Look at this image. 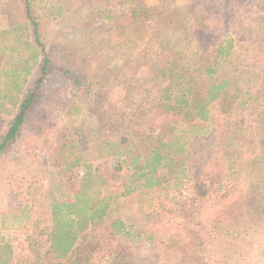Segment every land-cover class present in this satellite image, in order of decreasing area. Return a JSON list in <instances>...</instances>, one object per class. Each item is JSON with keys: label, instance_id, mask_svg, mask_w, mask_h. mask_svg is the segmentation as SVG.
I'll return each instance as SVG.
<instances>
[{"label": "rangeland", "instance_id": "rangeland-1", "mask_svg": "<svg viewBox=\"0 0 264 264\" xmlns=\"http://www.w3.org/2000/svg\"><path fill=\"white\" fill-rule=\"evenodd\" d=\"M28 1L41 45L22 1L0 0V141L17 87L29 86L47 60L26 122L0 152V246H10L11 264L29 263L32 242L44 253L50 207L73 199L83 165L91 166L89 193L103 200L104 226L119 219L128 232L127 264H264V0ZM132 9L131 32L123 33V14ZM227 40L230 54L215 75L227 82L230 108L219 113L212 102L209 120L186 128L182 140L194 135L190 165L216 144L228 194L192 203L172 177L141 188L118 159L149 149L141 135L174 141L182 132L178 117L157 122L130 110L152 99L139 93L147 60L167 47L192 65V53H200L203 64ZM145 121L152 128L139 126Z\"/></svg>", "mask_w": 264, "mask_h": 264}, {"label": "trees", "instance_id": "trees-1", "mask_svg": "<svg viewBox=\"0 0 264 264\" xmlns=\"http://www.w3.org/2000/svg\"><path fill=\"white\" fill-rule=\"evenodd\" d=\"M21 1L24 18L33 27L34 41L41 45L36 31L37 22L29 9V1ZM143 8L144 16H147L149 9ZM134 16L133 9L123 14V19L127 22L124 28L121 27L123 33L131 32L132 25L129 19ZM231 43V40H227L225 45H214L215 53L206 58L203 64L200 63L203 56L200 53H192L196 59V65H192L190 59H186L183 53H167L172 50L167 47H164L166 51L163 53H155L154 60H147L152 65H149L147 76L143 77L142 84L146 89L139 93L145 97L150 95L152 99L147 106L136 104L130 110L153 113L157 122H162L168 117H178L182 132L174 141L168 137L152 139L150 133L141 135L139 139L142 140L141 144L149 142V149L147 151L143 150L144 147L136 151L129 149L124 152L123 160L118 159L121 166L127 165L128 170H133L134 180L141 188L161 187L172 177L175 184H184L192 203L199 200L216 202L223 196L221 192L226 191L228 194V186L221 182L224 173L219 167L220 160L214 155L216 144L203 153L201 162L190 165L197 158L191 152V143L195 141L191 138L194 135L190 137L188 134V138L183 141L185 134L184 136L182 134L187 131L186 128H191L193 123H204L209 120L212 102L217 101L219 113H226L229 110L230 107L224 104L228 97L224 90L227 82L220 80L215 74L220 59L230 54L228 50ZM140 56L137 55V60ZM45 62L46 58L38 76L24 90L13 117L7 122V128L0 141V152L16 137L20 127L26 122L46 76ZM151 90L155 92L152 93ZM151 125L150 121L139 124L140 127L144 126L145 130L152 128ZM197 133L199 135L202 132ZM121 141L126 139L122 137ZM90 167L83 165L84 175L79 181L80 188L72 200L56 201L51 205L50 223L45 237H41L43 240L41 244L46 246V249L42 253L35 247L36 242H32L30 250L32 249L33 254L28 258V264H127L128 243L124 238L128 236V232L122 231L123 223L119 219H113L107 227L104 226L103 200L98 199V195L97 198L92 196L88 190L92 178ZM212 204L210 203L211 206ZM98 230L100 236L96 234ZM111 241H116L114 247L108 246ZM0 249L3 250L0 251V264H11L8 257L12 252L10 246L5 244L0 246ZM16 264H24V261L18 260Z\"/></svg>", "mask_w": 264, "mask_h": 264}, {"label": "crops", "instance_id": "crops-1", "mask_svg": "<svg viewBox=\"0 0 264 264\" xmlns=\"http://www.w3.org/2000/svg\"><path fill=\"white\" fill-rule=\"evenodd\" d=\"M0 53H2V52H0ZM6 53V52H5ZM38 56H40V55H38ZM36 58H38V57H36ZM39 59V58H38ZM35 59H34V63H35ZM40 61V60H39ZM39 63V62H38ZM38 66V65H37ZM28 86H24L23 88L22 87H17V89H16V94H17V98H16V101H17V106L19 105V102H20V100H21V98H22V95H23V92H24V90L27 88ZM19 92H21V94H20V96L18 95L19 94Z\"/></svg>", "mask_w": 264, "mask_h": 264}]
</instances>
